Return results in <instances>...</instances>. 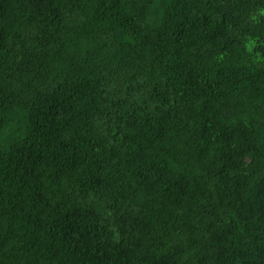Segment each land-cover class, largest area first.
I'll return each mask as SVG.
<instances>
[{
    "label": "trees",
    "instance_id": "1",
    "mask_svg": "<svg viewBox=\"0 0 264 264\" xmlns=\"http://www.w3.org/2000/svg\"><path fill=\"white\" fill-rule=\"evenodd\" d=\"M0 264H264V0H0Z\"/></svg>",
    "mask_w": 264,
    "mask_h": 264
}]
</instances>
